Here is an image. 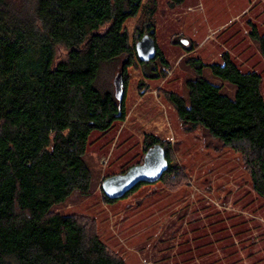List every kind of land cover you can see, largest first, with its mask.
Here are the masks:
<instances>
[{
    "label": "trees",
    "instance_id": "16d2710c",
    "mask_svg": "<svg viewBox=\"0 0 264 264\" xmlns=\"http://www.w3.org/2000/svg\"><path fill=\"white\" fill-rule=\"evenodd\" d=\"M183 1L169 0V6ZM156 8V0H0V264H126L100 240L92 220L53 208L75 191L89 194L87 142L92 132L107 133L124 122L128 68L141 71L139 92L148 89L146 80L166 76L169 62L156 43ZM134 19L131 41L126 23ZM248 24L264 58V35ZM145 34L157 49L149 62L135 52ZM173 44L184 50L179 63L191 75L183 94L159 91L182 132L198 129L239 155L253 191L264 200L261 76L241 72L227 52L222 64L207 66L190 56L197 44ZM118 61L120 99L95 87L101 64ZM205 70L234 86L233 97L208 80ZM156 143L168 162L159 182L178 188L186 179L169 142L145 134L143 154ZM146 185L137 184L122 199Z\"/></svg>",
    "mask_w": 264,
    "mask_h": 264
},
{
    "label": "rangeland",
    "instance_id": "374dc122",
    "mask_svg": "<svg viewBox=\"0 0 264 264\" xmlns=\"http://www.w3.org/2000/svg\"><path fill=\"white\" fill-rule=\"evenodd\" d=\"M156 1V43L169 62L166 76L146 80L148 89L139 92L141 71L128 68L124 122L107 133L92 132L87 142L89 194L75 191L53 212L88 217L100 240L126 264H264V200L253 191L239 155L198 129L183 133L159 91L183 94L184 79L191 75L179 63L184 50L173 44L176 40L186 47L197 44L190 56L207 66L222 64L221 54L227 52L241 72L261 76L264 97V58L248 24L264 35V0H184L174 8L169 0ZM134 22L126 23L131 41ZM120 65L101 64L95 81L100 92L115 96ZM204 76L233 97L234 86L207 70ZM145 134L173 146L185 183L173 188L158 181L106 203L102 180L143 159Z\"/></svg>",
    "mask_w": 264,
    "mask_h": 264
},
{
    "label": "water",
    "instance_id": "95a60500",
    "mask_svg": "<svg viewBox=\"0 0 264 264\" xmlns=\"http://www.w3.org/2000/svg\"><path fill=\"white\" fill-rule=\"evenodd\" d=\"M135 52L141 62L152 61L156 57V43L152 36L145 34L135 43ZM116 78L115 97L120 99L121 84ZM168 162L163 147L156 143L143 156L142 162L129 167L125 172L106 177L101 183L103 194L110 200H119L139 183L153 184L160 180L167 170Z\"/></svg>",
    "mask_w": 264,
    "mask_h": 264
}]
</instances>
